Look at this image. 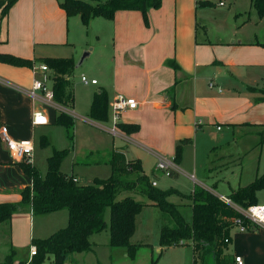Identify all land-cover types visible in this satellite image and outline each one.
Returning a JSON list of instances; mask_svg holds the SVG:
<instances>
[{
	"label": "rangeland",
	"instance_id": "1",
	"mask_svg": "<svg viewBox=\"0 0 264 264\" xmlns=\"http://www.w3.org/2000/svg\"><path fill=\"white\" fill-rule=\"evenodd\" d=\"M62 1L36 0V7L33 1L25 0V5L21 3L23 1L16 2L7 19H2L0 10V42H5L7 49L14 50L18 46L16 33L19 29L29 35L33 31H42L45 36L54 31L52 35L59 33L67 39L68 47L59 49L39 45L22 50L38 60L72 58L75 62L70 78L74 88V108L62 107L60 110L42 101L34 104L35 110L42 112L48 120L46 125L35 127L30 137L34 144L30 163L42 176L47 170V159L55 151H64L60 165L62 173L73 176L79 185L90 186L95 180H106L111 176L108 160L114 151L124 154V150L128 149L140 160L144 173L151 182L156 183L157 189L175 190L179 194L171 195L168 201L178 206L183 219L190 224V201L184 197L190 196L195 188L211 189L215 195L228 198L232 192L249 186L264 174V147L257 146L259 138L256 135L260 128L241 126L250 123V120L257 124L264 123V104L255 103L254 93L249 91L250 86L255 87V91L264 87V18L259 17L250 0H209L206 4L202 3L203 0L195 2L189 22H194L196 42L200 44L198 54L203 62L209 63L208 68L201 72L203 75H199L194 83L195 97L207 103L198 105L197 127L191 135L173 146L170 140H164L170 135L167 125L147 115H144L143 123L134 122L141 129L136 136L138 144L121 136L116 124L123 122V117L131 115L129 112L133 111L123 112L116 121L114 119L115 97L121 95L127 98L114 92L113 33L106 22H113L115 15L112 19L93 18L87 27L81 23L78 15H74L66 17L61 27H55L56 20L51 17V8ZM220 3L224 6H219ZM167 4L168 7H164L160 15L161 19L164 18L161 22H187L186 15H176L174 0ZM23 6L25 9H22ZM86 52L89 56L79 64ZM81 77L88 82L96 81L97 85H84ZM210 84L220 86L224 93L219 95L216 90L209 89ZM99 90L105 91L108 96L107 120L104 122L93 121L89 117L93 95ZM60 111L72 120L70 128L55 123ZM217 127L221 131H217ZM43 140L47 144H43ZM3 144L6 155L1 154V158L16 163ZM179 145L182 147V157L176 165L173 160ZM213 148L228 162L227 168L215 174L208 171L209 152ZM160 158L172 162L176 173L167 176L158 171L156 167ZM23 178L27 185L31 184L27 176L23 175ZM5 186L6 183L1 181L0 187ZM127 195L147 202L145 198L132 193H123L120 197ZM256 204L264 205V189L257 193ZM35 220L37 228V223L41 221L38 218ZM105 220L109 222V210L105 213ZM171 225L172 222L163 217L158 208L146 206L136 217L135 231L130 239L131 244L138 246L133 258L122 257L121 249H115L119 250L117 257L113 261L110 259L112 249L108 247L109 231L106 229L91 236L94 252L68 255L66 264L73 260L78 264H151V259L156 260L159 256L160 231ZM31 238L22 237L17 241V246L13 245L15 254L11 262L2 253L0 264H18L25 259L31 248ZM44 264H53L52 257L46 259ZM156 264H193L191 245L163 249Z\"/></svg>",
	"mask_w": 264,
	"mask_h": 264
},
{
	"label": "trees",
	"instance_id": "2",
	"mask_svg": "<svg viewBox=\"0 0 264 264\" xmlns=\"http://www.w3.org/2000/svg\"><path fill=\"white\" fill-rule=\"evenodd\" d=\"M18 0H0L2 19H6L9 10ZM89 1V2H87ZM260 18H264V0H250ZM96 4H92V3ZM64 0L59 7L66 17L78 15L81 23L87 27L91 19L102 17L112 19L118 11H138L143 22H148L147 12L159 9L162 0ZM206 4L207 1H203ZM0 63L13 67L33 69L34 66H47L53 101L60 107L74 108V88L70 82L75 62L72 58L25 59L11 54L0 53ZM174 70L177 66L169 64ZM174 97L175 86L167 90ZM255 93V92H254ZM254 98L255 103H264V89H260ZM175 105H172L174 108ZM108 98L103 90L94 93L89 117L93 121H106ZM57 125L71 127L72 120L62 111L56 118ZM119 131L125 135L135 134L139 125L118 123ZM256 132L259 146L264 147V125ZM47 144L46 140L42 141ZM65 152L55 151L47 159V170L44 176L30 163L19 162L25 176L31 180V185L20 190L21 200L18 203H0V224L10 225L14 215L30 213L34 217L45 216L58 211L68 214L67 225L44 239H32L31 246L36 248V254L18 264H44L52 257L53 264H65L68 255L93 252L90 237L106 229L109 231V247L122 249L127 257L133 258L138 246L130 239L135 231V220L146 206L158 208L163 217L172 222L171 227L163 228L159 234L160 251L168 247H192L193 264H234V258L225 253L230 242L234 222L254 231L249 222L238 214L231 206L222 202L218 196L201 188H195L190 196L184 197L190 201L191 223L185 222L178 206L169 202L171 195H179L175 190L162 191L153 187L145 175L139 160L125 161L122 151H114L108 162L111 166V176L106 180H95L90 186L79 185L73 176H68L60 170ZM182 147L176 148L174 164L181 162ZM228 167V162L218 155L216 148L209 152V173L215 174ZM175 173V172H174ZM264 189V174L255 179L249 186L239 188L228 197L241 208L256 204V195ZM132 193L143 197L147 202L137 201L133 195L120 197L121 194ZM183 197V196H182ZM109 210V222L105 213ZM31 249V248H30ZM151 259V264H156ZM15 254L10 249L8 260Z\"/></svg>",
	"mask_w": 264,
	"mask_h": 264
},
{
	"label": "crops",
	"instance_id": "3",
	"mask_svg": "<svg viewBox=\"0 0 264 264\" xmlns=\"http://www.w3.org/2000/svg\"><path fill=\"white\" fill-rule=\"evenodd\" d=\"M28 1H33V5L36 7V0ZM196 1L174 0L176 15L178 13L186 15L187 22H172L173 26L171 22H161L164 21V18H160L164 7L166 9L167 3H171L172 0H162L159 9H150L147 12L148 22L146 24L142 21L143 18L138 11H118L115 13L113 22H106L112 27L113 33L114 92L135 99L138 103L137 109L129 112L132 114L123 117V122L120 123L136 124L134 123L136 121L143 123L144 115L151 117L154 121H161L162 124L167 125L166 129L170 134L164 140H170L172 146L191 135L197 127L198 105H203L206 102L204 99L198 100L195 97L194 83L199 75H203L201 72L207 69L209 64L203 62L198 54L200 44L196 42L194 22H189V16L193 12ZM20 2L23 5L26 3L25 0L17 1V3ZM59 3L51 8V17L56 20L55 27H61L66 18ZM12 8L14 9V7ZM11 9L7 18L13 10ZM22 9L25 7L23 6ZM52 34L45 36L42 31H33L29 35L25 30L19 29L16 33L18 45L16 49H7L5 42H0V53L33 60L36 58L25 54L22 49L39 45L59 49L68 47L69 44L65 37L59 33ZM170 63L177 66L176 70L169 65ZM34 80L35 75L32 69L0 63V127L7 128L9 136L14 140L30 139L32 130L39 127L32 125L33 114L37 111L34 104L41 101L33 100L30 96ZM172 86H175L173 98L171 94L166 93ZM209 89L216 90L219 95L224 93V90L218 85L210 84ZM253 89L255 87H249V91L252 90V93H257L260 90V88H256L257 91ZM255 93L254 96H256ZM173 104L174 108H172ZM56 106L60 110L62 109V107ZM260 125H264V123L257 124L254 120L241 124V126H255L258 129ZM230 126L233 127V125ZM140 130L139 126L138 132ZM217 131H221V128ZM138 132L131 135L121 133V136L138 144V140H136ZM2 144L3 142L0 140V182H5L6 186L0 187V203H18L21 200L20 190L31 184L27 185L24 180V173L19 168V162L13 163L8 159L1 158V154L6 155ZM257 146H259V142ZM124 157L126 161L129 157L139 160L128 149L124 150ZM174 172L176 173V170ZM155 187L157 188V185ZM204 190L215 195L211 189ZM63 212L66 214H58ZM37 218L41 222H38L37 228H35V219ZM67 221L66 211L38 217H34L30 213L14 215L9 226L0 224V259L2 253L8 258L10 249H13V245L17 246V241L20 238L26 236L28 239L29 236L32 237L31 240L47 238L64 228ZM230 236L231 240L227 243L225 253L232 258H241L243 264H264V230L240 233L233 229ZM117 251L119 250H110L112 261L117 257ZM120 251L122 257L127 258L126 252L122 249ZM159 251L160 249H158ZM70 264L78 263L73 260L70 261Z\"/></svg>",
	"mask_w": 264,
	"mask_h": 264
},
{
	"label": "built area",
	"instance_id": "4",
	"mask_svg": "<svg viewBox=\"0 0 264 264\" xmlns=\"http://www.w3.org/2000/svg\"><path fill=\"white\" fill-rule=\"evenodd\" d=\"M219 6L223 7L224 4L220 3ZM32 70L35 75V80L32 83L30 92L31 98L33 100H41L42 102L53 105L55 108L59 109V107L56 106L57 104H55L53 101V92L51 90L47 66L44 64H39L34 66ZM80 81L84 85H88L89 83L90 85L94 86L97 84L96 81L88 82V80L84 77H81ZM137 107L138 103L134 99L117 95L113 102V108L116 113V116L114 118L115 121L118 119V117L121 116L123 112L134 111L137 109ZM47 123L48 120L42 112L36 111L33 114V126H43ZM217 130H220V128H217ZM112 133H114V131H112ZM0 140L4 143L5 147L10 153L11 158L14 161L30 162V159L32 158L34 152V144L32 139L14 140L9 136L7 128L0 127ZM156 169L160 172L165 173L167 176H170L176 170V167L172 162L160 158ZM151 184L153 187L156 186V183L154 182ZM218 198L225 204L231 206L238 214L246 218L253 230H264V205L255 204L248 206L247 208H241L240 206L234 204L229 198L223 196H218ZM234 230L240 233L248 232L247 228L242 226L238 220H235L234 222ZM225 243L227 244L229 243V241L225 240ZM35 254L36 248L31 247L29 255L32 257ZM234 264H243V261L241 258L235 257Z\"/></svg>",
	"mask_w": 264,
	"mask_h": 264
},
{
	"label": "water",
	"instance_id": "5",
	"mask_svg": "<svg viewBox=\"0 0 264 264\" xmlns=\"http://www.w3.org/2000/svg\"><path fill=\"white\" fill-rule=\"evenodd\" d=\"M205 1H209V0H205ZM88 56H89V53H87V52L84 53V55L82 56V58H81L79 64H81V63L83 62V60H84L85 58H87ZM128 161H134V159L131 158V157H129V158H128Z\"/></svg>",
	"mask_w": 264,
	"mask_h": 264
}]
</instances>
